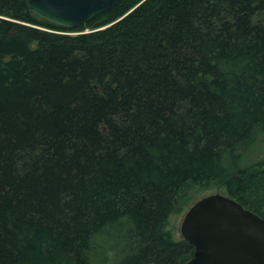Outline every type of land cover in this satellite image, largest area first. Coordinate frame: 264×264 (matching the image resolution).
<instances>
[{
	"label": "trees",
	"instance_id": "obj_1",
	"mask_svg": "<svg viewBox=\"0 0 264 264\" xmlns=\"http://www.w3.org/2000/svg\"><path fill=\"white\" fill-rule=\"evenodd\" d=\"M263 12L121 0L65 30L0 0V264H185L193 186L264 218Z\"/></svg>",
	"mask_w": 264,
	"mask_h": 264
},
{
	"label": "water",
	"instance_id": "obj_2",
	"mask_svg": "<svg viewBox=\"0 0 264 264\" xmlns=\"http://www.w3.org/2000/svg\"><path fill=\"white\" fill-rule=\"evenodd\" d=\"M40 19L74 30L121 0H26ZM180 232L194 247L185 264H264V218L227 195L211 194L186 212Z\"/></svg>",
	"mask_w": 264,
	"mask_h": 264
},
{
	"label": "rangeland",
	"instance_id": "obj_3",
	"mask_svg": "<svg viewBox=\"0 0 264 264\" xmlns=\"http://www.w3.org/2000/svg\"><path fill=\"white\" fill-rule=\"evenodd\" d=\"M256 20L264 22V12L262 14L256 15ZM257 147V146H255ZM259 154V155H258ZM264 156V151L259 153L256 150L251 151L248 154L247 159L244 160V163L254 162L257 159ZM221 194L227 195L225 190L219 184H213L209 187L193 186L186 194V197L181 201V204L177 207L176 211L169 219V224L167 229L172 233L175 239L182 238L180 228L183 221V218L189 208L201 198L211 195V194Z\"/></svg>",
	"mask_w": 264,
	"mask_h": 264
}]
</instances>
